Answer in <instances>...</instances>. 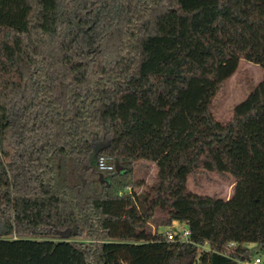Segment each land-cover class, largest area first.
I'll use <instances>...</instances> for the list:
<instances>
[{"label": "trees", "instance_id": "obj_1", "mask_svg": "<svg viewBox=\"0 0 264 264\" xmlns=\"http://www.w3.org/2000/svg\"><path fill=\"white\" fill-rule=\"evenodd\" d=\"M0 35V264L264 259V0H0ZM242 60L263 79L220 120Z\"/></svg>", "mask_w": 264, "mask_h": 264}, {"label": "rangeland", "instance_id": "obj_2", "mask_svg": "<svg viewBox=\"0 0 264 264\" xmlns=\"http://www.w3.org/2000/svg\"><path fill=\"white\" fill-rule=\"evenodd\" d=\"M13 44V35L8 37L0 35V104L9 101V87L13 78V66L7 62L6 54ZM4 69L5 72H4ZM263 79V70L260 66L241 61L237 72L226 82L222 92L217 97V117L220 120L231 116L235 105L243 102L250 91ZM3 80V81H2ZM147 165L146 163L143 166ZM143 172V171H142ZM155 172L152 171L151 175ZM149 177V175H146ZM189 189L200 195L218 196L229 198L235 184L232 178H221L214 173L205 174L197 179H189ZM253 254L260 255V248L251 244L249 246ZM264 257V254H263Z\"/></svg>", "mask_w": 264, "mask_h": 264}, {"label": "built area", "instance_id": "obj_3", "mask_svg": "<svg viewBox=\"0 0 264 264\" xmlns=\"http://www.w3.org/2000/svg\"><path fill=\"white\" fill-rule=\"evenodd\" d=\"M97 166L102 171L112 172L114 166L109 163L106 157H99L97 160ZM191 231L184 223L175 222L172 227L167 229V237L170 241H174L177 237L185 242L190 240ZM202 250L210 251L208 246L201 247ZM245 264H264V259L261 256H257L251 262Z\"/></svg>", "mask_w": 264, "mask_h": 264}]
</instances>
